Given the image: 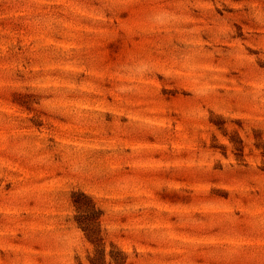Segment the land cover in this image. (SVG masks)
Here are the masks:
<instances>
[{"label": "rangeland", "instance_id": "obj_1", "mask_svg": "<svg viewBox=\"0 0 264 264\" xmlns=\"http://www.w3.org/2000/svg\"><path fill=\"white\" fill-rule=\"evenodd\" d=\"M80 192L96 264H264V0H0V264H90Z\"/></svg>", "mask_w": 264, "mask_h": 264}, {"label": "trees", "instance_id": "obj_2", "mask_svg": "<svg viewBox=\"0 0 264 264\" xmlns=\"http://www.w3.org/2000/svg\"><path fill=\"white\" fill-rule=\"evenodd\" d=\"M78 197L73 198V203L77 213L75 219L78 227L84 232L86 239L92 244L93 253L88 256L90 264H96L99 259H104V249L102 245V238L99 233L97 226V212L98 210L94 207L91 199L83 192L75 193ZM84 203V205L82 204ZM114 263H119L114 256H111Z\"/></svg>", "mask_w": 264, "mask_h": 264}]
</instances>
